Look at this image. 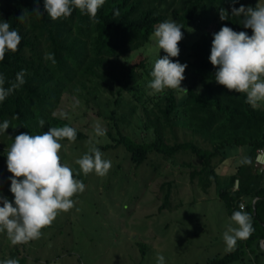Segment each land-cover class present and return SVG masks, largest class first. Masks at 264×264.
Returning <instances> with one entry per match:
<instances>
[{
	"label": "trees",
	"instance_id": "16d2710c",
	"mask_svg": "<svg viewBox=\"0 0 264 264\" xmlns=\"http://www.w3.org/2000/svg\"><path fill=\"white\" fill-rule=\"evenodd\" d=\"M241 5L255 8L256 0H237L235 4L231 0H105L93 21L78 9L67 19L52 20L44 9V0L41 4L37 0H9L0 5V20L8 21L22 40L18 51L6 52L0 62V74L8 87L16 73L24 70L26 83L0 102V123L9 120V128L14 126L21 132L28 127L33 135L45 133L49 127L74 128L52 115L63 91L70 87L94 101L102 94L109 98L104 100L103 112L97 115L107 121L110 130L106 134L111 142L115 147L123 145L136 168L145 162L154 168L155 163L149 159L152 154L171 160L177 154H188L200 161V168L190 171V179H196L204 190L211 181L219 182L213 159L220 157L223 162L226 148L248 146L244 158L250 163L237 165L218 195L230 217L240 210L241 204L252 216L254 231L247 240H239L238 245L264 243V174L253 167L257 151L264 149V109H254L245 102L246 94L216 83V68L208 59L213 34L221 27L252 35L251 29L243 28L239 17L231 16L232 7ZM221 9L228 12L227 20L220 19ZM210 12L212 20L186 48L188 59L184 64L192 79L184 87L187 93L178 97L179 91L168 89L148 101L145 82L150 79L151 70L147 57L138 52L150 42L156 26L175 20L184 26L183 32L197 21L196 17ZM21 15L23 20H18ZM48 53H54L55 64L45 58ZM136 53L132 59L130 54ZM40 120L45 122L43 128ZM179 125L210 148H202L194 140L178 142L175 136L170 143L165 134L174 135ZM126 127L133 133L125 134ZM134 127L143 133L141 140L133 139ZM75 130L76 140L87 137ZM235 180L237 191L232 190ZM244 198L254 203L245 204ZM167 201L168 191L161 207H166ZM12 257L19 264L24 263L23 257ZM240 258L237 249L207 264H230Z\"/></svg>",
	"mask_w": 264,
	"mask_h": 264
},
{
	"label": "rangeland",
	"instance_id": "374dc122",
	"mask_svg": "<svg viewBox=\"0 0 264 264\" xmlns=\"http://www.w3.org/2000/svg\"><path fill=\"white\" fill-rule=\"evenodd\" d=\"M8 1L0 0V5ZM37 1L42 3V0ZM256 7H264V0H256ZM212 16L210 12L196 17L197 21L182 32V40L178 42L181 64L188 59L186 48L198 38ZM140 52L147 57L149 70L157 58L166 55L163 49L159 51L153 35ZM130 55L133 59L137 53ZM176 58L170 60L175 62ZM186 70L181 87L192 81ZM151 79L145 82L148 101L153 97L147 87ZM180 96L182 92L178 93ZM107 98L101 94L94 101L70 87L63 91L52 115L66 120L87 137L74 142L60 141L62 147L58 154L61 163L73 170L74 178L85 184V190L72 197V209L58 213L52 224L41 230L39 239L13 245L6 231L0 232V262L13 259L15 254L24 258L23 264H157V256L163 255L165 264H207L230 253L225 250L223 233L232 222L218 193L227 185L249 147H229L223 162L220 157L213 159L219 182L211 181L206 190L196 179L191 181L190 171L199 169L200 161L188 154H177L172 160L152 154L149 159L155 163L154 168L149 162L136 168L123 145L115 147L107 134L97 136L95 133L97 125L110 130L107 121L97 115L103 112ZM259 109H264V104ZM62 112L67 113V119L61 118ZM13 128L0 135V196L9 202L14 201V195L10 192L12 174L7 169L8 149L12 144L8 136L14 139L21 133L33 135L28 127L21 132ZM123 132L133 133L127 127ZM134 132L135 141L144 136L136 128ZM173 136L178 142L194 140L202 148H210L200 137L193 138L182 125L174 129V135L166 132L165 139L172 143ZM93 144L102 151L103 159L112 163L103 177L95 172L84 175L76 164ZM166 191L168 201L163 208ZM243 202L253 203L250 198H244ZM263 246L260 241L248 245L237 242L235 250H239L241 258L230 264H264Z\"/></svg>",
	"mask_w": 264,
	"mask_h": 264
},
{
	"label": "clouds",
	"instance_id": "9594fccd",
	"mask_svg": "<svg viewBox=\"0 0 264 264\" xmlns=\"http://www.w3.org/2000/svg\"><path fill=\"white\" fill-rule=\"evenodd\" d=\"M104 3L105 0H44V9L52 20L67 19L78 9L95 21L98 9ZM231 3H237V0H231ZM33 11L41 16L38 9ZM231 16L239 17L243 28L251 29L252 35L245 31L237 33L228 26L221 27L213 34L208 59L216 68V83L229 91L246 94L245 102L256 109L264 104V7H232ZM228 17V12L221 9L220 19L227 20ZM17 19L23 20V15ZM183 27L175 20H165L156 26L154 42L159 51L163 49L166 55L157 58L153 65L150 72L152 79L147 84L151 90L149 94H159L166 89L187 93V89L181 87L187 64L170 60L179 55L178 42L182 40ZM21 40L18 31L11 29L8 21L0 20V62L5 59L6 52L18 51ZM45 58L55 64L54 53H48ZM24 76L25 71L21 70L16 73L10 86L5 87V78L0 74V102L26 83ZM60 116L67 119L65 112ZM44 124V120L39 121L41 128ZM9 127V120L0 123V135H4ZM95 133L103 136L106 129L97 125ZM76 136V130L68 125L49 127L47 132L38 135L21 133L14 139L8 136L12 144L8 149L7 169L12 174L9 179L14 201L9 202L6 197L0 196V203L3 204L0 207V232L6 231L13 245L39 239L41 230L50 226L58 213L72 209V197L85 190V184L74 178L73 170L61 163L58 154L62 147L60 141L67 138L74 142ZM240 163L248 164L250 160L244 158ZM76 164L84 175L95 172L101 177L107 175L112 167L111 161L103 159L102 151L94 144ZM230 221L232 223L223 233L227 252L234 251L238 240H247L254 231L252 216L244 210L243 205L232 213ZM0 264H19V261L6 259ZM157 264H165L163 255L157 256Z\"/></svg>",
	"mask_w": 264,
	"mask_h": 264
},
{
	"label": "built area",
	"instance_id": "2783aa9c",
	"mask_svg": "<svg viewBox=\"0 0 264 264\" xmlns=\"http://www.w3.org/2000/svg\"><path fill=\"white\" fill-rule=\"evenodd\" d=\"M254 169L255 171H257L259 174H264V149H260L257 151V155L254 159ZM233 191H237L238 190V181L236 180L233 184L232 187ZM254 203V201H253ZM243 205V204H241ZM262 245V242H261Z\"/></svg>",
	"mask_w": 264,
	"mask_h": 264
},
{
	"label": "water",
	"instance_id": "95a60500",
	"mask_svg": "<svg viewBox=\"0 0 264 264\" xmlns=\"http://www.w3.org/2000/svg\"><path fill=\"white\" fill-rule=\"evenodd\" d=\"M262 248H264V246Z\"/></svg>",
	"mask_w": 264,
	"mask_h": 264
}]
</instances>
